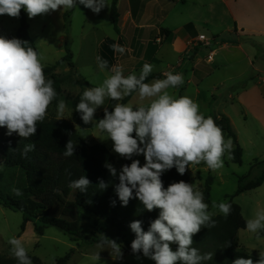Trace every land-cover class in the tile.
I'll return each instance as SVG.
<instances>
[{
    "label": "clouds",
    "instance_id": "1",
    "mask_svg": "<svg viewBox=\"0 0 264 264\" xmlns=\"http://www.w3.org/2000/svg\"><path fill=\"white\" fill-rule=\"evenodd\" d=\"M77 2L96 14L111 7L109 0H0V15L19 17L23 9L29 18H33L76 8ZM27 45V41L0 36V128H6L9 136L16 133L25 140L36 135L37 123L45 119L49 105L57 96L54 81L45 76L42 55ZM110 47L116 53L126 51L119 43ZM95 59L101 72L107 69L111 74L99 86L85 88L76 111L84 124L92 123L106 134L113 142L115 153L132 161L130 165H123L119 173L112 164L105 163L111 177L118 178L114 188L121 205L127 206L130 199L136 198L147 211L160 210L147 231L143 230L141 221L131 222L130 229L135 233L131 242L133 254L139 258L142 253L155 264H206L212 260L213 253H201L193 247V236L202 228L215 227L213 216L216 213L209 210L203 191L195 183L181 180L165 188L161 176L173 167L184 175L190 165L201 162L212 171L222 168L225 154L229 159L232 157V138L226 139L214 119L211 116L206 118L193 99L170 94L168 89L183 85L182 73L167 72L163 79L146 82L154 69L152 64L145 63L138 74L125 75L122 66L114 65L109 69L107 60L100 56ZM133 93L141 102L148 103L134 107L119 102ZM106 98L117 103L111 111L105 107L103 118L97 121L95 113L104 106ZM65 108V101L59 100L58 116H63ZM75 148L76 145L69 140L63 155L74 156ZM34 150L35 144L27 143L20 150L21 156L27 158ZM139 155L145 158L143 166L138 159H132ZM90 183L86 176H81L71 181L69 187L86 193ZM110 183L101 179L97 187L105 190ZM13 191L21 195L19 189ZM112 203L114 205L115 201ZM211 207L225 217L232 210L227 201H212ZM245 228L257 240L261 239L264 208H258L246 220ZM8 243L17 264H32L19 238L12 237ZM102 243L108 245L117 257L122 255L115 240L103 236ZM173 243L177 245L175 250L170 246ZM226 246H230V242H226ZM92 259L100 260L99 253ZM232 264H264V252L259 253L256 261L249 255L248 258L234 259Z\"/></svg>",
    "mask_w": 264,
    "mask_h": 264
},
{
    "label": "trees",
    "instance_id": "2",
    "mask_svg": "<svg viewBox=\"0 0 264 264\" xmlns=\"http://www.w3.org/2000/svg\"><path fill=\"white\" fill-rule=\"evenodd\" d=\"M69 13L66 14V17ZM110 19L114 30L118 33L119 13L117 0H113L110 10ZM19 27L14 35L8 38H18L27 41L28 45L39 53L34 40L29 33V23L27 12L21 10L19 15ZM116 43L113 39L107 38L102 47L100 57L108 61L109 69L115 64V52L110 47ZM67 62L74 68L72 55L67 53L59 63ZM46 78L54 81V89L57 92L56 98L52 101H59L62 94V85L65 78L56 73V66L44 67ZM164 75L151 74L146 82L155 79H163ZM125 97L122 103H127L134 96ZM81 96L78 95L73 101L74 117L79 121L81 127H86L81 120L80 113L76 111V105ZM215 123L222 129L224 136L231 137L234 144L231 160L233 163L242 164L243 149L238 144L236 135L232 129L230 120L226 116L214 119ZM135 136V133H133ZM71 140L76 145L74 156L65 157L63 151L66 143ZM34 143L35 150L28 154L27 158L21 156V151L25 144ZM0 155L4 159L7 168H19L25 174L26 189L24 199L4 197L0 194V206L23 215L21 232L26 230L28 223H33L34 230L38 235H44L47 228L54 227L67 235L71 241L79 242L81 239L88 240L86 236L80 234V223L83 212L101 219L107 225L116 230L115 240L121 247V252L131 253V242L126 241L125 235L130 230L131 222L139 220L142 228L147 231L150 223L158 218L159 209L147 211L141 202L132 198L127 206H122L115 192L114 185L118 178L111 177L105 163H110L115 159L108 148L101 144L87 147L84 140L76 132L73 125L65 120L45 119L37 123L36 135L25 140L16 133L7 135L6 128H0ZM86 176L91 182L87 192L82 193L78 189L69 187L71 181ZM111 181L107 189L100 190L97 186L99 180ZM243 179V178H242ZM161 180L165 188L173 182L181 180L191 184L190 176L185 172L180 175L176 168L163 173ZM213 176L208 175L203 189L205 202L210 203ZM264 184V171L255 180L244 185H239L233 198L227 197V202L232 205L230 215H219L213 217L216 226L213 228H202L200 232L193 236V247L198 248L201 253H213V258L206 264H232L238 257L251 258L256 261L259 257L249 254L237 245L238 232L245 228L246 220L242 215L241 207L234 203V197L250 190L257 189ZM74 193V201L69 199ZM113 201L115 204L113 205ZM103 225L98 222L95 225L92 237L89 239L92 244H103L101 234ZM264 235V233H261ZM230 242V246H226ZM174 244V243H173ZM106 245V244H104ZM177 245L174 244V250ZM72 251L58 259L57 264H68ZM0 264H17L13 257H6L0 254Z\"/></svg>",
    "mask_w": 264,
    "mask_h": 264
},
{
    "label": "rangeland",
    "instance_id": "3",
    "mask_svg": "<svg viewBox=\"0 0 264 264\" xmlns=\"http://www.w3.org/2000/svg\"><path fill=\"white\" fill-rule=\"evenodd\" d=\"M112 1L109 0L110 5ZM110 10L111 7H106L96 14L77 2L76 8L67 11L57 10L33 18H29L27 14V18L30 36L43 57L44 67L55 65L56 73L65 78L59 99L64 100L66 103L63 116H58V101L49 105L46 118L65 120L71 123L87 147L101 144L108 148L115 157L111 164L119 173L123 165H130L132 161L115 153L113 142L107 138L106 134L101 133L94 127L92 123L87 124L84 128L81 127L79 121L74 117L73 108L74 99L78 95L81 96L85 88L99 86L106 76L111 74L107 69L101 72L95 59L100 56L104 43L103 39L115 35L114 26L110 19ZM67 13L69 15L66 17ZM19 23V17L0 15V36L8 38L10 35H14ZM67 53L72 55L74 68H71L66 61L59 63ZM141 69L137 67L131 73L138 74ZM129 73L128 70L124 72L125 75ZM168 91L172 95L171 88ZM210 96L209 92H203L201 99L198 101L200 111L204 113L206 118L209 114H214V110H218V103L213 101ZM119 102L122 103V101ZM116 103L117 101L106 98L104 106L97 109L95 119L98 121L103 118L104 108L107 107L111 111ZM139 103L147 104L148 101L141 102L136 94L126 104H132L135 107ZM227 105L226 107L229 108L230 104ZM240 118L239 115L233 113L234 127L241 132V140L245 142V137L242 136L243 127ZM225 138L227 139L228 136H225ZM132 159H138L141 166L145 163L143 155L133 156ZM223 161V167L216 171L210 170L203 162L190 165L186 170L191 178V184L195 183L202 191L208 175L213 176L209 203V210L216 213L213 217L223 214L219 213L218 209L211 207L212 201L219 203L227 201V197L233 198L239 185L255 180L264 171V162L259 161L255 164L252 155L249 154L248 147H246L241 165L233 163L231 158H228L227 153L223 157ZM26 187L24 172L19 168H7L3 157L0 155V194L4 197L24 199ZM13 189H19L21 195H16ZM69 199L74 201L73 192L70 194ZM233 201L241 207L245 220L251 218L258 208H264V184L257 189L246 191L234 197ZM22 222V213L0 206L1 255L15 258L12 255L8 240L16 237L22 241L32 264H57L58 259L65 257L71 251L72 254L68 264H155L151 259L144 257L142 253L139 254V258L133 252H122V255L117 257L108 245L92 244L89 239L92 237L95 225L98 222L103 225L101 236L116 239V230L101 219H97L86 212H83L80 234L86 236L88 240L81 239L79 242L71 241L67 235L54 227L47 228L44 235H38L34 230L33 223H28L26 230L21 232ZM237 238L239 248H243L249 254L259 257V253L264 252V235H261V239L257 240L254 234L242 229L238 232ZM125 239L132 242L135 239V233L130 229L125 235ZM170 246L174 250V244ZM98 253L100 260H93L92 257Z\"/></svg>",
    "mask_w": 264,
    "mask_h": 264
},
{
    "label": "crops",
    "instance_id": "4",
    "mask_svg": "<svg viewBox=\"0 0 264 264\" xmlns=\"http://www.w3.org/2000/svg\"><path fill=\"white\" fill-rule=\"evenodd\" d=\"M117 8L118 33L103 39L126 49L115 52L114 65L130 73L145 63L154 65L151 74L182 73L172 95L198 103L209 92L218 103L209 116L228 117L243 156L248 147L255 164L264 162V0H117ZM200 35L211 42L189 48Z\"/></svg>",
    "mask_w": 264,
    "mask_h": 264
},
{
    "label": "built area",
    "instance_id": "5",
    "mask_svg": "<svg viewBox=\"0 0 264 264\" xmlns=\"http://www.w3.org/2000/svg\"><path fill=\"white\" fill-rule=\"evenodd\" d=\"M211 42V39H209L207 36L205 35H200L198 36L196 39H194L193 41H191L189 43V48H196L198 47L200 44H205V43H209Z\"/></svg>",
    "mask_w": 264,
    "mask_h": 264
}]
</instances>
